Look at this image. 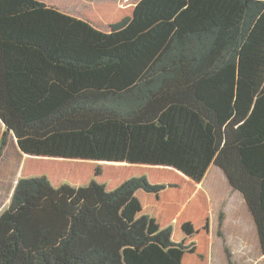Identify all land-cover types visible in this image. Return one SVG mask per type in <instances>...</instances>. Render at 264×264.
Instances as JSON below:
<instances>
[{"label":"trees","instance_id":"trees-1","mask_svg":"<svg viewBox=\"0 0 264 264\" xmlns=\"http://www.w3.org/2000/svg\"><path fill=\"white\" fill-rule=\"evenodd\" d=\"M110 8L102 28L0 0V161L10 136L26 156L0 264H209L211 165L264 255V0ZM148 171L179 175L190 202Z\"/></svg>","mask_w":264,"mask_h":264},{"label":"rangeland","instance_id":"rangeland-1","mask_svg":"<svg viewBox=\"0 0 264 264\" xmlns=\"http://www.w3.org/2000/svg\"><path fill=\"white\" fill-rule=\"evenodd\" d=\"M53 4L61 12L83 20H93L103 24L110 15V6L133 7L140 0H44ZM5 127L0 121V140ZM9 149L0 161V214L10 205L17 182L23 154L18 149L13 136L9 139ZM12 148V150H11ZM37 165L32 166V171ZM38 168H40L38 166ZM88 168V166H86ZM88 169L87 172H89ZM149 177L157 181L170 180L181 185L180 200L185 204L191 200L190 190L184 187L183 180L175 173L148 171ZM200 188L208 199L210 217L209 264H264L256 226L240 193L233 190L223 172L211 165ZM185 216L195 218L198 207L188 204ZM224 214V223L219 235V218Z\"/></svg>","mask_w":264,"mask_h":264},{"label":"crops","instance_id":"crops-1","mask_svg":"<svg viewBox=\"0 0 264 264\" xmlns=\"http://www.w3.org/2000/svg\"><path fill=\"white\" fill-rule=\"evenodd\" d=\"M3 124V123H2ZM4 126V125H3ZM10 147L8 146V148H7V150L9 149ZM10 150V149H9ZM11 150H12V148H11ZM24 156V155H23ZM25 160H26V156H24L23 157V163H22V165L20 166V168H19V170H20V173H19V180H20V178H21V175H22V169H23V165H24V163H25ZM18 180V181H19ZM18 183V182H17Z\"/></svg>","mask_w":264,"mask_h":264}]
</instances>
